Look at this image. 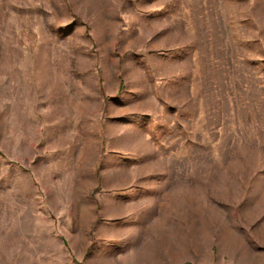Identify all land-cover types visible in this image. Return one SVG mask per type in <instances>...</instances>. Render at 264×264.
<instances>
[{
  "label": "rangeland",
  "instance_id": "rangeland-1",
  "mask_svg": "<svg viewBox=\"0 0 264 264\" xmlns=\"http://www.w3.org/2000/svg\"><path fill=\"white\" fill-rule=\"evenodd\" d=\"M0 264H264V0H0Z\"/></svg>",
  "mask_w": 264,
  "mask_h": 264
},
{
  "label": "bare ground",
  "instance_id": "bare-ground-1",
  "mask_svg": "<svg viewBox=\"0 0 264 264\" xmlns=\"http://www.w3.org/2000/svg\"><path fill=\"white\" fill-rule=\"evenodd\" d=\"M154 230V229H153ZM158 231V230H157ZM173 234V233H172ZM174 235V234H173ZM168 241V240H167ZM180 245V244H179ZM184 248V247H183ZM173 249V248H172ZM158 256V255H157ZM158 258V257H157Z\"/></svg>",
  "mask_w": 264,
  "mask_h": 264
}]
</instances>
